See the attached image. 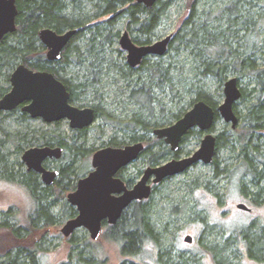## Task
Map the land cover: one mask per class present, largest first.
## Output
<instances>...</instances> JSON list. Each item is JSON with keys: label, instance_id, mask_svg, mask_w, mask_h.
<instances>
[{"label": "rangeland", "instance_id": "rangeland-1", "mask_svg": "<svg viewBox=\"0 0 264 264\" xmlns=\"http://www.w3.org/2000/svg\"><path fill=\"white\" fill-rule=\"evenodd\" d=\"M65 1L71 3L72 0ZM191 2L192 0L171 1L166 18L157 29L149 34V38L151 43H154L167 36H172L175 42L163 57H149L147 66L136 69L131 76L134 79L132 83L128 84L121 76L122 70H127L128 63L127 52L120 47V37H112L111 41H107L105 44L104 58L112 60L115 66L108 71V62H105L103 65L105 75L99 84L90 83L92 79L86 81L85 78L90 76L89 71L84 63L78 64L73 58V56L87 58L89 32L86 31V35L74 43L80 54L76 51L70 58V64H60V67L64 68L60 72V77L70 80L73 84L86 82L87 87L79 90L78 100L73 105L80 109L97 107L100 112L94 125L89 127L88 131L76 141L74 139L76 131L70 127L68 120L49 124L42 119H33L28 114L27 118L22 119L23 112L20 110L1 112L0 139L6 138L5 134L9 135L6 147L9 161L16 167L15 171L30 172L22 162V155L26 150L46 146L45 140L62 141L66 146L73 145L90 151L85 154V157L80 156L76 162L80 177L74 178L71 184L77 187L78 181L92 171V157L98 149L108 146L113 139L124 145L131 144L129 138L131 132L121 130L117 127V123L131 120L138 112V107L132 104L129 99V93L135 88L136 81L146 82L153 89L154 98L163 104V106H160V103L156 104L157 110L153 120L154 122H164L166 127L177 121L174 118L168 119L173 114L178 113L183 116L193 108V101L197 98L196 91L209 94L217 103L216 108H218L225 100L224 89L228 79L237 78L242 89L248 91L254 89L257 84V73L264 71V5L253 0L248 2L242 0L239 8L241 18L249 16L252 20H258L259 33L252 34L249 33L250 31L246 33L245 30H241L235 34V37L228 35L226 36L228 41L222 43L225 44V47L217 45L215 41L207 44L199 40L198 45L190 46L185 40L184 42L181 40L188 34L185 23L191 15ZM229 2L230 0H203L196 5L194 19L197 22L198 18L202 19V23L207 24L209 29L214 34L216 33V36H221L223 31L228 28V12H225V8ZM204 11L210 13L209 17L203 16ZM87 12L93 15L96 13V9L92 4H88ZM95 17L92 16V24L105 29V35L111 33H120L121 35L128 30L124 19L109 25L108 20L112 15ZM234 17L232 16V19ZM235 29L238 30L239 27L237 26ZM130 34L138 42H143L145 39L144 34L133 28ZM101 42L103 40L99 39L98 43ZM230 47L233 56L230 54ZM217 51H223V54L215 67L226 65L230 67L235 56L246 52L254 62L255 69L230 68L224 73L225 81H221L214 74L208 72L205 65L206 62H211L214 57L218 56ZM209 52L213 55L209 56ZM16 67L5 70L0 78L1 88L5 89L6 93L11 90L10 77ZM156 68H161L166 72L164 71L162 76L158 72L155 75L153 69ZM1 99L2 97H0ZM254 102V98L251 101H239L236 107L241 121L235 130H232L230 123H226L222 117H219L210 132L216 137L223 134V140L215 159L220 164V172L225 166L228 170L234 171L231 177L227 174L216 175L213 163L206 165L200 162L186 172L163 181L148 200L152 205L155 226L161 232L160 249L168 251L174 261L183 255L187 264H218L209 250L218 245L220 248L223 247L221 255L226 258V264H264V253L261 260L250 258L244 237H241L244 239L243 241L238 239L239 232L243 229L249 230L254 235H261L264 231V194L259 198V203L253 202L256 198L257 184L253 176L246 174L243 170L246 169L244 155H242L241 146L235 142L232 133L236 130L241 133L245 132L243 123L248 112L247 107ZM157 128H161V126L153 129ZM193 131L195 134L190 135L184 141L177 158L167 155L158 164H165L173 159L185 158L194 154L200 148L207 133L201 131L202 134L197 135L196 132L200 130L194 129ZM258 133H261L262 136L257 138L253 146L258 149L257 158L260 157L264 161V131ZM24 134L27 136L25 141L22 140ZM137 135H146L150 142L148 144L154 147L153 152L155 153L170 149L165 143L158 145V139L152 132L139 131ZM56 143L54 145H57ZM17 146H20L21 149H17ZM17 150L20 153H17ZM248 155L254 157L255 153L248 150ZM64 158H70V152L66 148ZM62 159L51 161L49 170L58 171L57 165H66L67 163ZM150 165L147 158H140L128 167L125 175L129 178L134 177V184H136L145 170L151 167ZM256 166L259 170L264 167L260 161L256 162ZM37 175L42 182L41 175ZM242 183L247 187V194L240 190ZM54 185H52L56 187L54 196L47 200L48 202L54 199L58 201L55 206L49 208L52 221L46 222V219L42 218L37 225H33L31 217L36 212L37 202L18 178L9 180L1 173L0 264L5 261L2 254L4 249L14 247V252H17L19 247L29 249L39 264H123L124 262L128 264H159L157 245L146 244L143 249H139L135 257L128 256L122 251L120 244L111 238L108 230L106 232V228L97 241H93L89 232L83 228L77 230L70 238L65 237L61 230L73 218L69 219L65 216L63 206L67 201V196L74 190L71 185L59 193V189ZM260 186L264 191V180H261ZM241 203L247 205L252 211L247 213L238 210L236 206ZM3 223L21 227L18 240L13 237L7 227L3 226ZM234 231L239 234L232 233ZM188 235L193 237L192 243L184 241ZM228 237L235 240L228 243ZM79 251H83L81 257H79ZM92 251L95 256L94 254L90 255ZM28 254L26 253L25 256Z\"/></svg>", "mask_w": 264, "mask_h": 264}, {"label": "trees", "instance_id": "trees-1", "mask_svg": "<svg viewBox=\"0 0 264 264\" xmlns=\"http://www.w3.org/2000/svg\"><path fill=\"white\" fill-rule=\"evenodd\" d=\"M171 1L172 0H158L155 5L147 9L143 5L133 0H72L71 3H67L65 0H18L17 5L19 8V14L17 17V30L12 35H8L0 40V78L5 70H11L19 64H24L35 71H49L55 74L57 77H60V72L64 70L63 67H60V64L68 65L70 64V58L74 55V52L78 51V54H80L78 47L74 46V43L84 37L87 31V33L89 32L90 34V39H88L89 45L86 52L87 58L82 56H73V58L78 64L82 65L84 63L87 70L89 71L90 76L85 78L86 81L92 79V82L90 83L99 84L103 79V75H105L103 69L105 62H108V71L111 70V67L115 66L112 60L104 58V55L106 54L105 44L107 41H111L112 37H118L120 33H111L109 35H105V29L99 28V26L92 24V16L99 18L112 15V17L108 20L109 25H113L116 23V21L124 19L128 25V28L132 27L133 29L145 35L144 41L138 43L149 44L151 42L149 34L157 29L164 21ZM202 1L203 0H192L190 5L192 6L191 15L185 23L187 26V33L192 35L188 36L187 34L182 38L181 41L184 42L185 40V42H187L190 46L198 45L199 41L206 42L207 44H211L215 41L217 45L219 44L221 47H225V44L223 45L222 43L223 41H228L226 37L228 35L235 37V34L241 30H245L246 33L250 31L249 33L252 34H255V32L259 31L260 24L258 20H252L249 16L244 18L240 17L241 12L239 8L242 0H230L225 8V12H228V28L227 30L223 31L221 36H216V33L214 34L213 31L209 29L207 24L202 23V19L198 18V22L196 19H194L196 5L200 4ZM248 1L249 0H245V2ZM253 1L264 5V0ZM88 4H92L94 9H96V13H93V15H91L90 12H87ZM209 14L210 13H207L206 11L203 12V16L205 17H209ZM232 16H235L234 19H232ZM237 26L239 27L238 30L235 29ZM44 28L54 29L58 33H62L70 29L82 28L83 30H80L75 36L74 40L67 46L62 60L57 63H50L46 59L45 49L39 40V31ZM99 39H102L105 43H98ZM174 42L175 40L171 43L170 47H172ZM223 51H217L216 54L218 56L214 57L211 62L205 63L206 70L211 74H214L221 81H225L224 73L230 68H235L238 70L243 68H250L251 70L255 69L254 62L252 61L250 55L246 52L244 54L241 53L238 56H235L233 62L230 64V67L228 65L223 67H215L216 63L222 58ZM208 54L209 56L213 55V53L210 52ZM230 54L232 56L234 55L231 47ZM243 55L244 58H242ZM134 71H136V69H132L131 67L127 66V70H122L121 72V76H123L124 80H126L128 84L134 82V79L131 77ZM153 71L155 75L156 72H158L161 74V76L163 75L164 71L166 72V70L161 68L153 69ZM256 77L257 84L254 89L250 91L242 89L243 102L249 100L251 101L252 98L255 100L254 103H250L247 107L248 112L243 123L245 132L241 133L237 130L232 132L235 142L240 144L242 155H244V165L246 166V169L244 168V165H242V168H244L243 170L246 174H251L253 176L255 183L257 184V193L255 195L256 198H254L253 201L255 204L259 203V198L264 194L263 187L260 186L261 180H264V167L259 170L258 166H256V162L260 161L264 165V161L260 157L259 159L257 158L256 155L259 154L257 153L258 149L257 147L253 146L255 145L257 138L262 136V134L258 132H261L264 129V71L261 73L258 72ZM60 79L68 87V90L71 93L70 101L72 103L78 100L79 90L87 87L86 82L73 84L70 80L61 77ZM134 87L135 88L133 89L131 88L132 91L129 93V99L132 104L138 107V112L132 117L131 120L117 123V127H119L121 130L131 132V135L129 136L130 143L142 141L150 143L146 135L138 136L137 133L139 131L152 132L154 127L165 126L164 122H154L153 120L154 114L157 110L155 106L156 104H159L160 101L154 98L153 89L147 85L146 82L136 81ZM5 93L6 90L1 88L0 85V97H3ZM196 93L197 98L193 101V103L204 101L209 106L216 109L217 103L209 94L202 91H196ZM160 106H163V104L160 103ZM94 108L96 110L97 117H99L100 112L98 108ZM17 111H19V109ZM181 117L182 116L177 113L176 115L173 114V116L169 117L168 119L174 118L178 120ZM24 118H27L26 113L22 114V119ZM218 118L219 117L217 115L216 120H218ZM1 121L2 120L0 117V122ZM87 131L88 129L76 131L74 138L75 141ZM19 134L21 135L20 132ZM192 134H195V131L191 130L184 140ZM196 134L201 135L202 132L198 131ZM5 136L6 138L0 139V175L2 173L9 180L10 178L12 180H14V178H18L20 183L28 189L31 196L37 202V209L35 214L31 217V224L37 225V223L40 222L42 218H45L46 222H51L52 216L49 213V208L55 206L58 201L54 199L51 202H48L47 200L54 196L56 187L44 185L39 180L38 175L32 171H15L16 167L12 162L9 161V153L6 147L7 143L9 142V140H7V138L9 139V135L5 134ZM22 137L23 141H25L27 138L25 134ZM222 140L223 134L217 137V153ZM52 141L45 140V145L54 146V143L57 142V145L65 147L70 152L69 159L64 157L62 159V161L65 160L67 164L61 166L57 165L56 168L60 173L59 180L54 186H57V189H59L58 192L60 193L71 187V182L74 178L80 177V172L79 169H77L76 162L80 156L85 157V154L90 151L83 150L81 147H74L73 145L66 146L62 141ZM157 144H164L163 140H158ZM109 146L122 147L124 144L118 143L115 139H113ZM17 149H21V147L17 146ZM153 150L154 147L149 146V148L147 147L141 154V157L145 159L147 158V161L151 165H157L158 162L164 159L167 155L174 156V158L179 156V153H174L170 149H167L166 151H158L157 153L153 152ZM248 150H251L253 153H255L254 157H249ZM17 153H20V151L17 150ZM213 165L215 167L216 175L227 174V176L231 177V175L234 173V171L228 170L227 166H225L220 172V164L216 159L213 161ZM126 181L129 185H132L135 179L134 177H131ZM240 186L241 192L247 194L246 185L242 183ZM72 187L73 190L76 189V185H72ZM63 209L67 218L70 219L76 217V209L70 206L67 201H65ZM153 216L154 213L152 210V205L148 200L135 202L128 210L125 211L116 225H107L105 227L106 232L108 230V234H110L111 238L120 244L122 251L128 256L135 257L139 249H143L146 244L151 243L157 245L159 248L157 257L159 264H187V260H184L183 255H180L178 260L174 261L168 251L160 249L161 232L155 226ZM3 224L4 227L9 229L13 237L18 240L21 233V227L10 226L8 223ZM232 233H240L238 239L242 241L244 239L246 240H244V243H247L246 248L250 258L255 260L262 259L264 253V231L261 235H254L249 230L245 231L244 229L239 233L235 231ZM242 236L244 239L241 238ZM234 240L235 239L232 237H228L227 242L230 243ZM14 248L7 250L4 249V253L2 254L5 258V261L3 264H39L37 258L33 256V252H29V249L26 247H19L17 252L13 251ZM209 250L213 254V258L218 264H226V258L221 255L223 247L220 248L217 245L211 247ZM26 253L29 254L25 256ZM82 254L83 251H79V257H81ZM93 254V251L92 253L90 252V255ZM123 264L128 263L124 262Z\"/></svg>", "mask_w": 264, "mask_h": 264}, {"label": "water", "instance_id": "water-1", "mask_svg": "<svg viewBox=\"0 0 264 264\" xmlns=\"http://www.w3.org/2000/svg\"><path fill=\"white\" fill-rule=\"evenodd\" d=\"M151 8L158 0H135ZM19 14L17 0H0V40L17 30L16 19ZM78 30H69L58 34L51 28L39 32L41 42L48 49L47 59L59 61L64 47ZM171 36L149 46L138 47L131 40L129 33L124 32L120 39L122 49L128 52V63L137 66L150 54L163 56L171 41ZM11 90L0 100V111L11 112L19 106L31 118H41L47 123L68 120L74 130H82L94 124L96 112L93 108L80 109L70 103V93L66 85L52 73L34 71L24 64H19L10 77ZM225 100L218 111L220 116L236 128L239 118L234 105L241 99L242 90L237 78H230L225 83ZM214 109L204 101H198L181 119L174 124L154 130L158 139H163L170 150H180L184 136L193 129L206 132L200 148L192 155L173 159L157 167H148L133 188L129 189L125 182L117 177L118 172L137 161L144 150V144L138 142L122 148L105 147L97 150L92 157L93 170L78 181L76 190L67 196L68 203L77 211L75 218L69 220L62 234L70 238L77 230L86 229L90 238L97 241L104 228V223L116 225L123 213L134 202L148 200L153 194L152 184L157 185L168 178L186 172L197 163L210 165L213 163L217 138L210 130L215 123ZM61 147H33L22 155V162L29 171L41 175L42 182L52 186L59 176L58 171L47 169L44 163L48 159H61ZM152 183V184H151ZM237 209L250 211L241 203ZM193 237L188 235L184 241L192 243Z\"/></svg>", "mask_w": 264, "mask_h": 264}, {"label": "flooded vegetation", "instance_id": "flooded-vegetation-1", "mask_svg": "<svg viewBox=\"0 0 264 264\" xmlns=\"http://www.w3.org/2000/svg\"><path fill=\"white\" fill-rule=\"evenodd\" d=\"M17 1H18V0H17ZM133 1H135V0H133ZM135 2H136V1H135ZM137 3H138V2H137ZM139 4H140V3H139ZM141 5H142V4H141ZM143 6H144V5H143ZM17 7H18V5H17ZM144 7H145V6H144ZM145 8H146V7H145ZM147 9H149V8H147ZM18 11H19V8H18ZM17 17H18V16H17ZM92 23H93V22H92ZM16 24H17V19H16ZM127 29H128V30H127V31H124V32H128V33H129V36H130L131 40L133 41L134 44H136V46H138V47H143V46H149V45H152V44H153V43H151V42H150L149 44L138 43V41H136V40L131 36V34H130V32L132 31V27H131V28H128V26H127ZM53 30H54V29H53ZM70 30H78V32L72 37V39L69 41V43H68V44L64 47V49L62 50V53H61V59H60L59 61H49V60L47 59V51H48V49L45 47V45L41 42V40H40V38H39L41 45H43V47H44V49H45V51H46L45 56H46V59H47L48 62H50V63H57V62H60V61L62 60V58H63V54H64V51L66 50L67 46H68V45L74 40L75 36L79 33V31H80V30H83V29L81 28V29H70ZM40 31H41V30H40ZM40 31H39V32H40ZM66 31H69V30H66ZM66 31H64V32H66ZM15 32H16V31H15ZM15 32H14V33H15ZM56 32H57V31H56ZM64 32H62V33H64ZM124 32H123V34H124ZM57 33H58V32H57ZM62 33H58V34H62ZM12 34H13V33H12ZM12 34H9V35H12ZM123 34H121V35L118 36V37H120V38H119V41H120V39H121V37H122ZM7 36H8V35H7ZM5 37H6V36H5ZM167 37H168V36H167ZM171 37H172V36H171ZM164 39H165V38H164ZM162 40H163V39H162ZM159 41H161V40H159ZM173 41H174V40H173V37H172V38H171V41H170V43H169L168 49H169V47H170V45H171V43H172ZM157 42H158V41H157ZM154 43H155V42H154ZM120 47H121V45H120ZM121 49H122V47H121ZM122 50H124V49H122ZM124 51H125V50H124ZM167 51H168V50H167ZM125 52H127V51H125ZM166 53H167V52H166ZM166 53H165V54H166ZM165 54H164V55H165ZM164 55H163V56H164ZM153 56H156V57H163V56H158V55L150 54V55L145 56V57L142 59V61H141L140 64H138L137 66H134V67H133V66H131V65L128 63V52H127V63H128L127 66H128V67H131L132 69H138L139 67L147 66L146 64H147V60H148V58H149V57H153ZM32 70H33V69H32ZM34 71H35V70H34ZM43 72H44V71H43ZM46 72H49V71H46ZM49 73H52V72H49ZM52 74H53V73H52ZM53 75H54L57 79H59L60 81H62V80L60 79V77H57L55 74H53ZM238 81H239V80H238ZM62 82H63V81H62ZM226 82H227V81H226ZM226 82H225V83H226ZM63 83H64V82H63ZM64 84H65V83H64ZM65 85H66V84H65ZM239 86H240V85H239ZM66 87H67V86H66ZM67 90H68V87H67ZM241 90H242V88H241ZM68 91H69V90H68ZM69 93H70V92H69ZM5 94H7V93H5ZM5 94H4V95H5ZM4 95H3V96H4ZM70 95H71V93H70ZM2 98H3V97H2ZM70 100H71V96H70ZM239 101H242V97H241V99H240ZM239 101L234 105V111H235L236 115H237L238 118H239V124H240L241 118H240V116H239V112H238V110L236 109V108H237L236 106H237V104L239 103ZM70 103L73 105L74 102L72 103V102L70 101ZM195 103H197V102H195ZM195 103H194V104H195ZM23 106H25V104H23L22 106H19V107H18L16 110H14V111H17L18 109H19L20 111H22V107H23ZM73 106H74V105H73ZM75 107H76V106H75ZM212 108H213V107H212ZM93 109H95V108H93ZM213 109H214V108H213ZM214 111H215V113H216V116H215V123H216V121H217V120H216L217 115H218V117H221V116H220V113H219V111H218L217 108L214 109ZM11 112H12V111H11ZM22 112H23V111H22ZM95 112H96V110H95ZM23 113H25V112H23ZM186 113H187V112H186ZM186 113H185V114H186ZM26 114H27V113H26ZM185 114H184V115H185ZM184 115H183V116H184ZM183 116H182V117H183ZM182 117H181V118H182ZM97 118H98V117H97V115H96V120H97ZM181 118H180V119H181ZM37 119H41V118H37ZM42 120H43V119H42ZM96 120H95V122H96ZM178 120H179V119H178ZM178 120H177V121H178ZM62 121H63V120H62ZM177 121H176V122H177ZM58 122H60V121H58ZM95 122H94V123H95ZM46 123H47V122H46ZM55 123H57V122H55ZM215 123H214V125H215ZM226 123H227V122H226ZM49 124H51V123H49ZM52 124H53V123H52ZM230 124H231V123H230ZM239 124H238V125H239ZM93 125H94V124H93ZM171 125H172V124H171ZM214 125H213V127H214ZM91 126H92V125H91ZM91 126H90V127H91ZM231 126H232V124H231ZM165 127H166V126H165ZM213 127H212V129H213ZM88 128H89V127H88ZM88 128H84V129H88ZM161 128H164V126H162ZM236 128H237V127H236ZM236 128H235V129H236ZM157 129H158V128H157ZM196 129H197V128H196ZM212 129L210 130V132L212 131ZM235 129L232 128V130H235ZM73 130H74V129H73ZM154 130H156V129H154ZM154 130L152 131L153 135H154ZM193 130H194V129H193ZM198 130H199V129H198ZM75 131H78V130H75ZM190 131H191V130H190ZM190 131H189V132H190ZM263 131H264V129H263ZM189 132H188V133H189ZM188 133H187V134H188ZM187 134L184 136V138L187 136ZM154 136H155V135H154ZM155 137H156V136H155ZM156 138H157V137H156ZM184 138H183V140H184ZM188 138H189V137H188ZM188 138H186V139H188ZM216 138H217V137H216ZM157 139H158V138H157ZM186 139H185V140H186ZM158 140H163V139H158ZM183 140H182V142H181V146H182V144L184 143ZM185 140H184V141H185ZM137 143H138V142H137ZM142 143L144 144V147H145L144 150H143V152H144L145 149H146L147 147L149 148L150 145L148 144V142H144V141H142ZM163 143H165L164 140H163ZM132 144H135V143H131V144H127V145H132ZM165 144H166V143H165ZM127 145H124V146H122V147H125V146H127ZM46 146H49V145H46ZM49 147L56 148V147H61V146H59V145H54V146H49ZM106 147H113V146H109V145H108V146H106ZM122 147H115V148H122ZM150 147H151V146H150ZM61 148H62L63 151H64V152H63V156H62V158H63V157H64V154H65V147H61ZM104 148H105V147H104ZM101 149H102V148H101ZM180 149H181V147H180ZM98 150H99V149H98ZM179 151H180V150H179ZM179 151H178V152H179ZM143 152H142V153H143ZM178 152H177V153H178ZM142 153H141V154H142ZM216 155H217V149H216ZM216 155H215V158H216ZM62 158H61V159H62ZM140 158H142L141 155H140L139 159H140ZM215 158H214V160H215ZM59 160H60V159H58V160H57V159H48V160L44 163V165H45V167H46L47 169H50L49 163H50L51 161H59ZM135 162H136V161H135ZM133 163H134V162H133ZM133 163H131V164H133ZM131 164H130L129 166H131ZM160 165H162V164L150 165V166H151V167H157V166H160ZM91 166H92V161H91ZM129 166H127V167H125V168H122V169L118 172L117 177H119L120 179H122V180L125 182L126 186H127L129 189H131V188H133V186H134L135 184L133 183L132 185H129V184L127 183V181H126L127 179H129V177H126V175H125L126 170L128 169ZM92 168H93V167H92ZM87 170H88V169H87ZM92 170H93V169H92ZM58 172H59V170H58ZM90 172H91V171H90ZM90 172H89V173H90ZM59 173H60V172H59ZM89 173H88V174H89ZM85 177H86V176H85ZM58 179H59V176L57 177V179H56L55 181H57ZM54 183H55V182H54ZM161 183H162V182H161ZM161 183H159V184H157V185H154V184L151 183V184H152V188H153V193L155 192V190L157 189V187H158ZM43 184H44V183H43ZM44 185H45V184H44ZM53 185H54V184H53ZM75 190H76V189H75ZM75 190H74V191H75ZM152 195H153V194H152ZM150 198H151V197H150ZM150 198H149V199H150ZM149 199H148V200H149ZM144 201H145V200H144ZM134 203H135V202H134ZM131 206H132V205H131ZM131 206H130V207H131ZM130 207H129V208H130ZM236 207H237V206H236ZM129 208H128V209H129ZM128 209H126V210H128ZM126 210H125V211H126ZM238 210H239V209H238ZM241 211H243V210H241ZM251 211H252V210L250 209V211H244V212L250 213ZM124 213H125V212H124ZM124 213H123V214H124ZM107 225H109V224L104 223V228H103V230L105 229V227H106ZM109 226H114V225H109Z\"/></svg>", "mask_w": 264, "mask_h": 264}, {"label": "bare ground", "instance_id": "bare-ground-1", "mask_svg": "<svg viewBox=\"0 0 264 264\" xmlns=\"http://www.w3.org/2000/svg\"><path fill=\"white\" fill-rule=\"evenodd\" d=\"M222 104H223V103H222ZM219 107H220V106H219ZM219 107H218V108H219ZM1 112H4V111H1ZM26 167H27V166H26ZM27 170H28V169H27ZM28 171H29V170H28ZM54 171H55V170H54ZM32 172H34V171H32ZM34 173H35V172H34ZM46 186H47V185H46ZM69 205H70V204H69ZM70 206H71V205H70Z\"/></svg>", "mask_w": 264, "mask_h": 264}]
</instances>
